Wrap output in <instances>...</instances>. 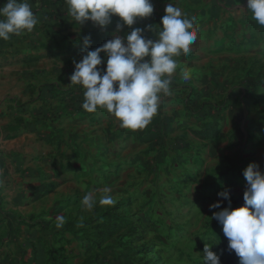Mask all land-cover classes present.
<instances>
[{
	"label": "rangeland",
	"instance_id": "obj_1",
	"mask_svg": "<svg viewBox=\"0 0 264 264\" xmlns=\"http://www.w3.org/2000/svg\"><path fill=\"white\" fill-rule=\"evenodd\" d=\"M111 11L121 62L0 77V264H264V1Z\"/></svg>",
	"mask_w": 264,
	"mask_h": 264
},
{
	"label": "crops",
	"instance_id": "obj_2",
	"mask_svg": "<svg viewBox=\"0 0 264 264\" xmlns=\"http://www.w3.org/2000/svg\"><path fill=\"white\" fill-rule=\"evenodd\" d=\"M114 4L115 0H0L2 82L25 80L33 85L35 60L43 65L52 58L58 60L55 65L66 62L67 57H74L82 65L121 62L122 52L133 43L108 27ZM51 44L57 50L65 48L64 56L46 54L53 49Z\"/></svg>",
	"mask_w": 264,
	"mask_h": 264
}]
</instances>
